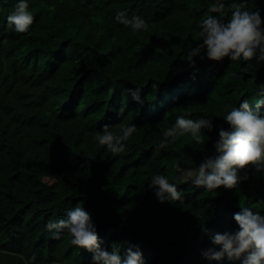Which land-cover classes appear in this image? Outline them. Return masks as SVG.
<instances>
[{"label":"trees","instance_id":"16d2710c","mask_svg":"<svg viewBox=\"0 0 264 264\" xmlns=\"http://www.w3.org/2000/svg\"><path fill=\"white\" fill-rule=\"evenodd\" d=\"M15 2L0 0V264H92L70 233L46 228L75 206L91 214L102 248L139 246L145 264H209L205 231L234 232L239 205L264 214V173L254 165L238 170L247 179L235 188L213 191L174 167L213 155L226 112L264 99V62L184 60L212 0H29L34 20L24 33L7 23ZM245 3L264 21V0ZM121 11L143 17L147 30L124 26ZM126 88H139L141 102ZM180 115L210 119L212 130L159 148ZM104 124L116 133L137 126L124 153L95 141ZM157 173L183 201H158L149 188Z\"/></svg>","mask_w":264,"mask_h":264},{"label":"clouds","instance_id":"9594fccd","mask_svg":"<svg viewBox=\"0 0 264 264\" xmlns=\"http://www.w3.org/2000/svg\"><path fill=\"white\" fill-rule=\"evenodd\" d=\"M34 16L29 9V0H16L12 11L7 16V23L14 31L27 32L33 24ZM117 20L134 32L147 30V21L138 15L129 18L126 12L117 13ZM264 21L258 10H248L245 0L234 6L226 5L223 0H212L207 6L203 18L196 25L198 42L187 48L184 60L190 67H195L196 58L212 62L230 61L264 62ZM125 92L140 103V89L126 88ZM258 97H264V85H258ZM264 99H257L250 104L242 99L238 106H233L223 116L228 125L218 131L213 147L214 154L202 159L198 166L182 167L180 176L196 188L213 191L221 187L235 188L247 176L241 177L238 170L254 165L257 172L264 173ZM212 130V121L207 118L191 119L184 115L176 117L175 123L162 130L158 147L164 148L177 137L190 134L197 142L203 139L205 130ZM137 131L135 124L120 125L119 132H113L111 125L104 124L94 135L95 141L106 146L113 155H120L126 150V141ZM149 188L155 190L159 202L183 201L182 191L176 183L169 181L163 174L157 173L149 180ZM239 211L233 214L238 225L234 232L209 233L211 247L201 251V257L209 264H220L227 259L230 264H264V214L253 211L251 207L239 205ZM65 219L49 221L46 228L54 230L59 238L67 231L71 234V244L92 254V264H145L139 246L128 245L121 251L116 245L111 250L101 247L96 226L91 214L82 206L69 208Z\"/></svg>","mask_w":264,"mask_h":264}]
</instances>
